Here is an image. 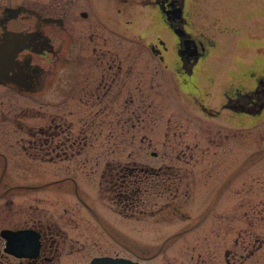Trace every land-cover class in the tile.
Returning <instances> with one entry per match:
<instances>
[{
  "label": "flooded vegetation",
  "instance_id": "af4514ba",
  "mask_svg": "<svg viewBox=\"0 0 264 264\" xmlns=\"http://www.w3.org/2000/svg\"><path fill=\"white\" fill-rule=\"evenodd\" d=\"M131 1L0 0V129L11 135L16 108H27L34 119L26 124L25 154L63 171L71 180L65 189H72L77 203L92 196L76 177L92 173L94 199L121 217L156 221L169 210L177 220L209 226L206 238L232 241L222 249L224 264H264V232L252 226L260 208L243 202L236 167L216 174V161L235 166L253 114L264 109V68L243 77L242 57L219 55L221 48L213 49L215 40L198 19L218 12L222 32L234 33L244 46L242 28L229 25L247 15L243 0ZM252 2L248 16L264 22V0ZM261 27L264 32L259 22ZM263 56L261 33L253 36V61ZM18 96L47 100L17 104ZM252 153L253 148L245 154ZM11 170L0 159V208L4 204L16 215L29 207L37 212L14 225L0 223V264L129 258L96 251L82 262L87 242L73 220L82 210L63 201L67 205L53 213L35 199L16 201L10 197ZM209 183L215 187L211 200L195 214L200 204L192 207L193 197L203 198ZM181 227L174 232L190 226ZM25 229L35 250H7L3 233Z\"/></svg>",
  "mask_w": 264,
  "mask_h": 264
},
{
  "label": "rangeland",
  "instance_id": "374dc122",
  "mask_svg": "<svg viewBox=\"0 0 264 264\" xmlns=\"http://www.w3.org/2000/svg\"><path fill=\"white\" fill-rule=\"evenodd\" d=\"M97 4L101 5V0H97ZM130 4H135V0L131 1ZM240 4L246 9L244 14L247 15L239 17V20H230L229 25L232 26V30L235 25H239L240 29L242 28L239 33L242 36V41L248 39V43L244 46L243 43L240 44V39H237V35L234 33L231 34L226 30L222 32V27L219 28L221 21L218 12L206 11L203 14L204 16L198 17V19L203 22L199 21L200 27H203L202 29L215 40L213 49L221 48L220 51H217L219 55L242 57L241 73L243 77H246L251 71L259 72L264 68V56L257 61H253V36L264 33L262 27L258 28L259 22L262 24L264 22L258 15L255 17L248 16L253 9V2L243 0ZM257 5L260 6L259 3ZM206 20H208V26L205 25V22L207 24ZM44 100L47 99L42 98V96L32 99L26 96H18L17 104L38 106L39 104L44 105ZM57 101L55 99L53 103L56 104ZM49 103L48 101L46 104ZM16 110L17 125L12 130V134L7 133L8 129L7 132L3 128L0 129V152L2 154L0 159L1 161L5 160L7 168L10 170L13 168L14 170H11L13 176L9 181V183L14 184V190L10 197L16 201L35 199L34 202L38 201L37 206L53 213L55 209L67 205L63 201L70 202L68 205L80 213L82 210L81 216L73 218L78 226L84 228L82 230L77 229L76 232L87 242L84 248L88 247V249L85 250L86 254L82 256V262L86 260L89 254L97 251L117 252L127 255L133 260H140L149 264H224L222 249L224 246H229L232 241H222L218 237L206 238L209 226L198 224L196 227L195 224L192 225L189 222L177 220L174 215L170 214L169 210L165 211L164 217H160L156 221L150 216H146V219L123 218L99 203L101 199H94L95 177L92 173L87 176L79 173L76 177L77 184L90 197L92 196L90 199L81 196L82 202L77 203L72 189L70 192L65 189L71 180L63 176L65 174L63 171H56L53 165L44 163L41 160H34L25 154L29 150L26 139L30 131L26 124H30L33 117L29 116L27 108H16ZM248 129L249 134L242 136V155L240 159L235 162V166L230 160L216 161V167L218 168L216 174H227L229 170L236 167L237 173L240 174L242 179L241 196L243 202L246 199L252 200L253 205L260 208L257 220H253V231L264 232V109L257 114H253V123ZM6 139L10 140L6 142ZM252 148V154H245L251 151ZM250 179L253 182L250 183ZM15 185H17L16 188ZM212 185V183L208 184L206 190L209 189V192L203 198L193 197L194 204L192 207H195L197 203L200 204V208L194 210L195 214H198L210 202L215 190V187L209 188ZM252 189L253 194L248 193ZM223 199H225V196H222ZM190 204L188 203V205ZM79 207L80 210L77 209ZM0 209L3 218L0 223L5 226L14 225L23 218H27L25 216L37 212L36 208L29 207L21 211L23 215H20L21 213L16 215L14 210L6 208L4 204ZM202 222L208 223L206 219ZM187 225L190 226L189 229L183 231L182 234L174 232L181 226ZM244 225L241 224L242 227ZM202 235H205V239L201 238Z\"/></svg>",
  "mask_w": 264,
  "mask_h": 264
},
{
  "label": "water",
  "instance_id": "95a60500",
  "mask_svg": "<svg viewBox=\"0 0 264 264\" xmlns=\"http://www.w3.org/2000/svg\"><path fill=\"white\" fill-rule=\"evenodd\" d=\"M25 230L10 231L3 233L6 238V249L14 251L16 254H24L27 250H35L36 245L31 232ZM87 264H149L146 262L135 261L129 258L110 255L93 256Z\"/></svg>",
  "mask_w": 264,
  "mask_h": 264
}]
</instances>
